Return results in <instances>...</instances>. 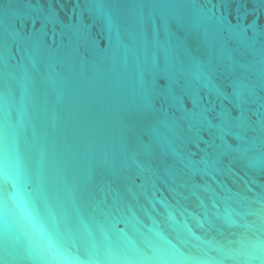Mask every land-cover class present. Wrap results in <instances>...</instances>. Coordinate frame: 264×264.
<instances>
[{
  "label": "water",
  "instance_id": "obj_1",
  "mask_svg": "<svg viewBox=\"0 0 264 264\" xmlns=\"http://www.w3.org/2000/svg\"><path fill=\"white\" fill-rule=\"evenodd\" d=\"M0 264H264V0H0Z\"/></svg>",
  "mask_w": 264,
  "mask_h": 264
}]
</instances>
